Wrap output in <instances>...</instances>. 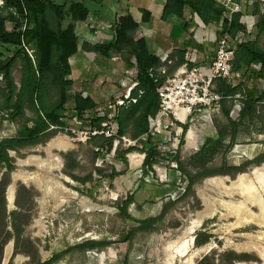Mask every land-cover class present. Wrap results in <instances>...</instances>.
<instances>
[{"label": "rangeland", "instance_id": "1", "mask_svg": "<svg viewBox=\"0 0 264 264\" xmlns=\"http://www.w3.org/2000/svg\"><path fill=\"white\" fill-rule=\"evenodd\" d=\"M62 1L57 0L58 3ZM117 18L108 25L114 28L118 24ZM7 26L8 30L12 29L10 23ZM135 36H139L137 32ZM246 39L251 41V34ZM120 63L122 70L114 77L102 76V71L98 70L90 72L88 67L82 72L83 76H90L93 84L103 81L99 87L102 93H98L100 97L97 99L102 112L108 109L113 92L120 91V82L125 79L123 71L126 64L123 60ZM97 66L104 69L101 63ZM243 73H246L243 77L247 82L245 93L256 99L259 96V81L254 73ZM13 75L19 86L20 61L15 65ZM68 77L72 80L75 78L73 73ZM77 83L78 88L89 91L90 87L79 78ZM4 89V80H0V104ZM51 93L53 100H56L58 90L52 88ZM236 104V101L228 103L230 118ZM74 107L73 101L68 103V117L73 116ZM260 112L254 125L245 123L242 126L238 140L232 147L231 133L226 130L228 119L222 113L216 115L213 118L216 131L203 135L207 141L209 136L216 135L223 128V134L227 136L225 147L206 161L194 160L193 152L179 156V161L172 159L178 164L182 163V167L179 164L181 174L169 170L164 183L156 175L153 178L147 175L146 180L140 178V174L131 171L130 167L114 181L101 177L98 169L110 174L114 167L110 163L112 159L97 167L95 152L91 147L74 142L66 131L45 144L20 153L10 152L15 169L5 180V170L0 169V264H38L51 260L56 254L64 255L54 264H185L192 252L202 249L204 251L198 254L193 264H264V162L249 165L245 171L233 175H208L196 181L191 192L186 193L190 184L188 174L198 176L206 171L224 169L225 162L228 166H245L264 154V101ZM28 115H32L30 111ZM70 117L66 120L68 128L76 123ZM18 129L19 122L11 121L5 113L0 116V141ZM200 143L197 146H201L202 150L205 143ZM30 158L41 161L22 164ZM54 158L57 160L52 161ZM118 163L122 172L124 165ZM256 171L257 174L253 175ZM15 174L25 175L30 180H19L14 184V207L10 208L6 192ZM90 174H93V181L86 185L71 178V175L86 177ZM242 174L248 175L244 184L246 189L233 186ZM213 179L219 181L207 184ZM57 182L63 189L55 188ZM132 192L135 204L130 205L128 211L134 220L159 216L168 202H174L175 206L161 222L158 231L139 234L130 245L125 238L127 232L137 224L122 215L117 206L122 205ZM87 204L110 211L89 209ZM15 227L20 230L19 234ZM89 241L110 242L111 245L102 250L78 249V246ZM176 245H188L189 253L181 257L176 255ZM231 253L245 256L246 259L234 260Z\"/></svg>", "mask_w": 264, "mask_h": 264}, {"label": "trees", "instance_id": "2", "mask_svg": "<svg viewBox=\"0 0 264 264\" xmlns=\"http://www.w3.org/2000/svg\"><path fill=\"white\" fill-rule=\"evenodd\" d=\"M4 5L0 7V73L4 74L5 89L0 104V116L5 113L13 122H19L17 135L0 141V169H4L3 180L11 175L14 159L10 152L20 153L56 137L63 132L66 125L67 105L74 102V112L81 116L86 110H95L99 106L91 97H85L81 92H74V83L68 78L70 74V61L79 51L80 36L77 25L82 23L90 12L88 4L101 6L105 0H65L58 3L57 0H3ZM186 8L193 12V19L186 21ZM259 10V7H258ZM143 20L150 21V14L141 10ZM242 14L234 13L228 17L227 6L218 0H166L162 20L179 23L185 30L196 18L202 26L210 24L220 25L221 33H228L235 38L241 32H245V24L241 23ZM12 26L8 30L7 24ZM139 26V20L132 14L122 15L118 18V26L115 29L113 42L109 44L84 43L82 50L86 52L99 53L105 58L121 53L122 60L131 66H137L139 74V85L133 90L132 97L137 102L127 108L116 110V121L119 125V134L137 139L148 132V116H155L159 109L158 87L164 82L166 76L161 75V55H152L145 37L135 36V30ZM259 35L256 40H247L241 45L239 56L233 62V71L245 72L254 70L259 81V96L254 99L247 96L239 100L241 113L238 121L230 118V107L228 103H234L236 96H243L246 85L239 83L232 85L227 80L218 81V92L224 97L221 102V111L228 119L226 130L230 133L231 147L237 142L245 123L254 125L261 115V103L264 101V49L260 46V37L264 34V15L258 24ZM34 51L30 56L26 48ZM185 49L175 50L170 54L172 64L168 66V75L174 72L185 62ZM9 53H13L9 56ZM20 61L21 80L20 85L15 81L14 68ZM154 67L150 75L147 70ZM52 88L58 90V97L53 100ZM31 112V116L28 112ZM99 117L96 121H102ZM54 127V128H53ZM227 136L223 134V128L216 135L207 139L202 150L194 155V160L206 161L225 146ZM88 146L94 151L95 148L111 152L113 140L103 136L93 137ZM135 151L134 148L117 150V159L124 165L121 171L112 167L110 174H105L98 169L103 178L114 181L115 178L127 172L129 169L127 154ZM146 159L144 168H152L153 164L161 161L176 159L170 153L161 155L148 143L145 150ZM95 152V151H94ZM98 154L95 152V160ZM264 162V154L257 156L252 162L245 166H228L225 162L224 169L217 171H206L201 175L188 174L189 186L186 193H190L193 184L208 175H233L235 172H243L249 165H259ZM182 167V163H179ZM187 173V172H185ZM148 173L145 172L144 175ZM76 182L86 185L93 181V174L86 177L72 176ZM1 183V182H0ZM135 201L132 192L127 199L118 205L119 212L136 222L137 226L127 232L125 241L130 245L139 234L153 233L159 230L161 222L175 206L174 202H168L163 207L162 213L153 218L145 220H134L129 214V207ZM19 234L20 230L15 227ZM207 240V239H206ZM110 242L89 241L78 249L102 250L110 246ZM234 260L246 259L235 253ZM64 254H56L51 260L39 262L38 264H54L62 259Z\"/></svg>", "mask_w": 264, "mask_h": 264}, {"label": "built area", "instance_id": "3", "mask_svg": "<svg viewBox=\"0 0 264 264\" xmlns=\"http://www.w3.org/2000/svg\"><path fill=\"white\" fill-rule=\"evenodd\" d=\"M219 1L227 6L229 18L234 13L241 11L240 6L233 0ZM257 2L264 15V0H257ZM3 5V0H0V7ZM257 24H259L258 21L246 24L245 32H241L235 38L228 33H222L217 41L214 59L208 67L197 65L196 60L199 58V54L196 49H193L186 52L184 64L170 76L168 75V66L172 64L170 54L160 56L161 75L166 78L157 89L160 100L158 112L155 116H148L149 129L143 136L132 139L129 136L120 135L119 125L115 119L116 110L127 108L137 102V99L132 97L133 90L139 85L137 66H132L125 72V79L121 81L122 89L113 99L109 100L108 109L102 112L101 105L98 104L97 109L86 110L81 116L74 113L71 118L76 123L71 124L69 128L66 124L64 131L71 135L74 142L85 146H88L92 138L96 136L113 140L111 152L94 149L98 154L97 167H101L109 161L108 159H112L110 163L115 167V170L119 171L118 162L120 161L117 159V150L134 148L135 151L127 154L128 166L131 171L135 170L139 173L140 178L144 177L146 180L147 175L148 178H153L156 175L164 183L167 181L169 170L181 174L179 164L175 160L155 163L151 169L144 168L147 155L144 150L147 144L150 143L152 148L162 156L170 153L173 158L183 157L192 152L196 154L200 151L201 146H197V144L201 142L200 145H203L206 141L203 134L216 131L213 118L220 113L221 102L224 100V97L218 92V81L227 80L232 85L247 83L243 77L246 73L233 71V62L239 56L241 45L247 42L246 37L250 35ZM218 28L221 29V24L218 25ZM193 34L196 38L198 32L194 31ZM26 50L30 56H33V50L28 47ZM111 61H122L121 53L114 54ZM154 69V67H150L147 72L152 75ZM253 73H255L253 69L247 71V75H253ZM0 80H4L2 73H0ZM75 90L83 94L80 89L75 88ZM246 97V93L243 96H236L237 104L231 112L233 121H237L240 117L239 100ZM99 117H103V120L96 123ZM16 135L15 131L13 135L3 139L13 138ZM145 172L148 174L144 175Z\"/></svg>", "mask_w": 264, "mask_h": 264}, {"label": "crops", "instance_id": "4", "mask_svg": "<svg viewBox=\"0 0 264 264\" xmlns=\"http://www.w3.org/2000/svg\"><path fill=\"white\" fill-rule=\"evenodd\" d=\"M64 1L65 0L62 2ZM233 1L240 6L242 24L246 25L254 21H260L261 14L263 15V13L257 0ZM165 3L166 0H105L101 6L96 4H88L90 7L88 17L82 23L77 25V32L80 36L79 51L72 57L70 61V73H73L75 78L74 80L69 77L68 78L73 81L75 88H80L77 87V79L79 78L90 87L88 92H85L80 88L83 94L90 96L96 103H98L97 99L100 97L98 93H102V90L99 87L103 84V81H96L94 84L91 83L90 76H83V70L88 67L90 72H94L95 70L102 71L101 75L108 77H114L122 70L120 63L121 61H111V58L114 55H112L111 58H105L99 55V53L86 52L82 50V45L84 43L96 45L109 44L113 42L115 29L118 24H116L114 28L108 24L109 22H115V18H117L119 15L122 16L126 14H132L139 20V26L136 28L135 32H137L139 36L146 38L150 53L152 55L163 56L167 53L172 54L178 49H185L187 52L196 49L199 54V58L196 60L197 65L208 67L214 59L217 41L222 35L218 25L210 24L208 26L202 27L200 22L195 18V22H191L188 25V28L185 30L179 23L163 21L162 16ZM141 10L149 12L151 16L149 22L143 20ZM185 13L187 16L186 21L193 19V12L190 8H186ZM194 31L198 32L196 38L193 34ZM250 34L252 38L251 41L258 39V24L254 27ZM259 40L260 46L262 47L264 42V34ZM90 61L92 64H90ZM99 63L104 66L103 70L98 68L97 65ZM125 64L126 67L123 71V74L132 67L126 62ZM121 89L122 88H120V91ZM120 91H114L113 97H115ZM246 95L253 98V95ZM101 96L103 97V95ZM74 113L75 112H73V114ZM253 135L256 137V134ZM11 185H13V181L9 187ZM9 187L7 188V191ZM133 204H135V201Z\"/></svg>", "mask_w": 264, "mask_h": 264}, {"label": "bare ground", "instance_id": "5", "mask_svg": "<svg viewBox=\"0 0 264 264\" xmlns=\"http://www.w3.org/2000/svg\"><path fill=\"white\" fill-rule=\"evenodd\" d=\"M131 158H134V157H131ZM57 159L56 158H54L52 161H56ZM30 161H41L40 159H38V158H30V159H28L27 161H25V162H22V164H26L27 162H30ZM43 161V160H42ZM49 163V162H48ZM28 164V163H27ZM57 164V163H56ZM53 165V164H52ZM58 167V166H57ZM49 168V167H48ZM52 168V167H51ZM60 168V167H59ZM55 169H58V168H55ZM258 171V170H257ZM257 171L255 172V173H253V175L255 174H257ZM247 179H248V175L247 174H242V175H240L239 177H238V179L233 183V186H237L238 187V189H241V188H245L244 187V184L246 183V181H247ZM19 180H21V181H24V182H26L27 180H28V178L25 176V175H22V174H15L14 176H13V185H11L10 187H9V189H8V192H7V203H8V205H9V207L10 208H13L14 207V200H15V183L17 182V181H19ZM30 180V179H29ZM28 180V181H29ZM65 180H68L67 178H65ZM219 180H216V179H213V180H210V181H208V183L207 184H210V183H214V182H218ZM40 182V181H39ZM33 183V182H32ZM39 184V183H38ZM43 185V184H42ZM51 185V184H50ZM56 186L57 187H55L56 189L57 188H59L60 187V189H63V187L60 185V183H56ZM48 187V186H47ZM51 187V186H50ZM54 187V186H53ZM52 189H54V188H52ZM246 189V188H245ZM71 194H73V195H76L75 193H71ZM63 203V202H62ZM89 209H100V210H104V211H110V209H108V208H105V207H99V206H97V205H92V204H87L86 205ZM202 218V217H201ZM193 230V229H192ZM191 231V230H190ZM189 231V232H190ZM190 234V233H189ZM185 238V237H184ZM193 238V237H192ZM183 240H185V239H183ZM191 242L193 243V240L191 239ZM180 243V242H179ZM188 243H189V241H188ZM186 244V243H185ZM180 245V244H179ZM179 245L176 247V251H175V253H176V255H178V256H185L186 254H188L189 253V249L190 248H188V245L187 246H184V247H182V246H180L179 247ZM207 247V246H206ZM209 247V246H208ZM243 247V246H242ZM202 249V248H201ZM207 249V248H206ZM244 249V248H243ZM204 251V249H202V250H197V251H194V252H192L191 254H190V256L188 257V259H187V261H186V263L185 264H193V260L198 256V254L200 253V252H203ZM240 251V250H239ZM174 253V254H175ZM202 254V253H201ZM173 255V254H172ZM174 256V255H173ZM174 259V258H173ZM168 260V259H167ZM171 260V259H170ZM172 261V260H171ZM170 263V262H169Z\"/></svg>", "mask_w": 264, "mask_h": 264}]
</instances>
